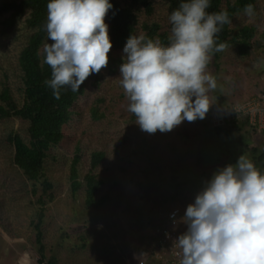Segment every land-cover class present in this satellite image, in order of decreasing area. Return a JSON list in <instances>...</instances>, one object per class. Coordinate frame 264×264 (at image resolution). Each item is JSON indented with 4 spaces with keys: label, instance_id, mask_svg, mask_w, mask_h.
I'll return each instance as SVG.
<instances>
[{
    "label": "rangeland",
    "instance_id": "obj_1",
    "mask_svg": "<svg viewBox=\"0 0 264 264\" xmlns=\"http://www.w3.org/2000/svg\"><path fill=\"white\" fill-rule=\"evenodd\" d=\"M21 1L0 0V4ZM9 16L0 18V87L8 85L21 103L18 57L31 31L22 18L3 33L2 22ZM105 23L109 28L108 15ZM146 23L159 24L169 37L171 25L162 1L157 0L152 15H140L136 35H144L142 25ZM245 26L256 28V41L262 48L244 57L230 46L218 61L211 55L208 71L216 77L217 89L210 93L213 106L203 120L184 121L167 133L142 131L134 114L127 111L118 80L124 50L115 53L120 64L106 68L100 82L87 85L72 107L62 142L47 159L46 177L56 194L46 207L48 257L58 258V264H139L138 259L141 264H162L167 252L156 246L154 231L164 225L182 228L169 223V213L178 208L184 216L206 181L204 169L212 176L236 164L243 154L251 159L253 148L264 150V112H260L264 104L258 110L252 107L264 95V0H257L253 16L238 15L232 24L236 31ZM93 110L101 116L98 120ZM233 115L241 131L233 129ZM11 133L28 141V122L17 117L0 119V264H38L30 225L38 197L31 192L32 183L12 163L13 147L6 142ZM78 151L82 182L92 154L104 153L95 171L103 182L101 195L109 197L101 210L86 209L84 190L72 194L71 164ZM141 252L142 257L134 258Z\"/></svg>",
    "mask_w": 264,
    "mask_h": 264
},
{
    "label": "clouds",
    "instance_id": "obj_2",
    "mask_svg": "<svg viewBox=\"0 0 264 264\" xmlns=\"http://www.w3.org/2000/svg\"><path fill=\"white\" fill-rule=\"evenodd\" d=\"M109 0H50L47 40L38 55L51 68L44 81L60 98L62 88L78 92L93 73L108 66L112 42L105 18ZM211 0H184L169 16L167 46L145 35H131L118 78L135 123L146 133H167L184 121L206 118L216 77L208 71L227 11L208 12ZM245 15H254L248 4ZM179 223L187 230L173 246L180 264H264V174L241 155L236 164L218 169L204 182ZM102 227V226H101ZM143 252L134 258L142 257ZM139 264L141 261L138 259Z\"/></svg>",
    "mask_w": 264,
    "mask_h": 264
},
{
    "label": "trees",
    "instance_id": "obj_3",
    "mask_svg": "<svg viewBox=\"0 0 264 264\" xmlns=\"http://www.w3.org/2000/svg\"><path fill=\"white\" fill-rule=\"evenodd\" d=\"M167 8L168 15L179 7L184 0H160ZM50 0H23L19 4H0V18L6 14L10 16L2 22V32H10L18 20L25 18V24L31 31L27 37L26 44L20 51L18 57V68L23 84V101L20 103L14 96L11 88L3 84L0 87V119L12 117L20 118L28 122L29 140H24L18 133H11L6 142L13 147L12 163L18 168L25 178L32 183V194L37 198L36 212L31 220L33 229L32 244L38 254V264H58V258L48 257L45 245L44 224L46 207L56 199L54 186L46 177V164L51 150L57 147L63 140L64 126L72 117V107L78 99L85 94L89 83H98L106 68L120 64L121 60L115 57V53L124 50L127 39L136 35L141 14L150 16L154 13L157 0H126L123 3L117 0H109L113 5L108 12V35L112 42V49L108 53V66L103 68L99 74L93 73L80 86L78 92L70 88H62L59 99L53 96L52 89L47 87L44 81L51 79V68L42 63L43 57L38 55L47 40L45 25L47 22V4ZM252 4L254 11L257 9V0H211L208 12L227 11L231 24L224 25L218 34L217 43H226L228 47L234 46L238 52L247 57L252 51L262 48L256 41V28L245 26L240 30H233L232 24L238 15L244 14L246 5ZM142 29L146 38L153 41L159 39L162 45L167 46L169 40L157 23L143 24ZM224 51V50H223ZM223 51L213 52L212 57L218 61ZM93 117L99 119L101 116L93 110ZM233 129L241 131L240 122L233 115ZM218 133L221 129H217ZM227 133L231 134L230 131ZM254 153L251 161L256 168L264 174V150L253 148ZM82 156L79 151L72 161L71 168V190L76 195L84 190V205L88 210H101L109 200L107 195L102 196V180L95 173L104 159V153L94 152L91 156L89 172L80 181L79 166ZM206 181L211 174L204 169ZM176 183L177 177H172ZM40 195L38 196V194Z\"/></svg>",
    "mask_w": 264,
    "mask_h": 264
},
{
    "label": "built area",
    "instance_id": "obj_4",
    "mask_svg": "<svg viewBox=\"0 0 264 264\" xmlns=\"http://www.w3.org/2000/svg\"><path fill=\"white\" fill-rule=\"evenodd\" d=\"M261 103L264 104V95L258 101H253L252 107L258 110ZM260 112L263 113L264 109ZM179 219H181V211L176 208L169 213L168 220L170 224L182 225V228L175 229L169 225H164L154 231L156 246L167 252V255L163 257L162 264H180V259L182 258L181 250L174 247L173 242L187 229L184 228L182 223H178Z\"/></svg>",
    "mask_w": 264,
    "mask_h": 264
}]
</instances>
